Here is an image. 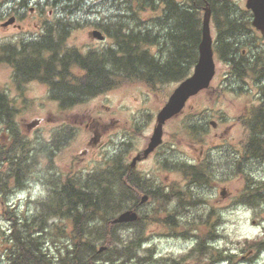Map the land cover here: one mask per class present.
<instances>
[{"label": "rangeland", "instance_id": "374dc122", "mask_svg": "<svg viewBox=\"0 0 264 264\" xmlns=\"http://www.w3.org/2000/svg\"><path fill=\"white\" fill-rule=\"evenodd\" d=\"M113 1L79 0L81 4L71 9L73 17H77L84 25L70 29L65 37V44L82 51L85 48L96 50L112 44L109 36L97 39L90 34L96 28L102 30L101 27L85 23L88 20L96 21L95 17L112 18L114 12L123 7L122 0ZM230 1L238 12L246 9V0ZM114 3L117 7L113 6ZM205 6L209 7L207 2L200 12L201 25ZM3 7L6 5L3 4ZM231 11L235 12L234 8L231 7ZM153 13L155 12L148 9L141 13V18L149 20ZM3 14L1 4L0 19ZM22 17L20 29H5L0 26V48L14 43V40L31 38L41 32L32 24L40 21L39 12L29 15L24 11ZM120 17L124 15L121 14ZM219 20L221 21L220 18ZM218 24L212 12L209 32L213 42L217 37ZM249 26L248 32L236 31L232 34L230 42L235 43L236 40L244 47L264 45L263 36L252 27L251 21ZM49 52L47 50L45 55ZM242 53L251 55L249 49H242ZM1 54L2 48L0 56ZM213 57L215 73L209 86L189 96L181 111L163 123L162 142L145 159L136 161L133 167L130 166L131 159L147 146L156 124L157 113L178 84L176 81L151 85L140 80H124L118 85L96 91L85 99L63 106L54 97L57 90H49L50 86L43 80L41 71L20 79L16 77L17 67L14 62L0 58V91L5 92L8 100L15 106L18 131L30 139L42 140V145L52 141L47 147L52 146L51 154H40L39 168L43 169L42 174H47L46 167L52 169L59 180H65L70 175L94 173L110 164L109 158L117 154L130 169L143 178L140 180L151 183L144 191L140 190L137 196L140 202L135 209L137 218L125 223L114 222L126 224L120 228L123 232L128 231L129 237L132 232H138L141 244L150 243L152 251L149 256L144 250L147 246H133L134 253L142 259L143 264H264V249L257 251L251 245L264 237V209L256 210L241 198L246 176H264V166L250 159L245 146L250 131L248 119L260 104L259 90L260 85H264V79L254 76L255 69L250 71L253 72L252 75L236 78L231 72L232 66L219 60L214 48ZM78 72H81V68L74 65L67 73L80 75ZM191 119L197 124V130L192 133L187 127V121ZM5 129L7 135L3 132ZM11 145L10 129L3 117L0 122V148L7 149ZM187 160L193 163L196 161L193 172H203L205 176L204 180L197 181V205L195 186L193 182H189V170H185L183 165ZM41 183L42 176L32 177L23 188L13 191L6 202H0V213L13 212L20 218L26 212L30 217L34 211L32 200L45 193L46 186ZM165 186L170 188L167 200L158 199L156 195L151 197L153 189H163ZM168 187L163 189L164 193L168 192ZM191 188L190 198L186 191ZM144 195L146 198L141 201ZM155 198L159 201L156 202ZM208 209L219 216V224H216L219 228L212 240L208 238L211 231L203 225L204 212ZM178 214L182 216V221L177 219ZM169 215L173 216V222L169 220ZM56 220H53L56 225H65L67 231H70L67 222ZM170 223H174L171 224L173 226L169 227ZM10 224L11 220L0 216V248L7 244ZM178 224L180 226L175 227ZM51 234L49 232L48 235ZM195 235L203 236L205 243L207 241L218 247L221 256L210 250L207 254L205 250L197 255ZM55 242L59 243L54 236L53 241L49 240L45 244L51 245L53 250ZM117 247L121 246L117 244ZM110 249L106 250L104 245H100L97 251L102 257L113 250L112 246ZM223 254H230L232 257L227 261L222 258ZM213 255L215 257L210 258ZM0 260H3L2 264H8L1 251Z\"/></svg>", "mask_w": 264, "mask_h": 264}, {"label": "trees", "instance_id": "16d2710c", "mask_svg": "<svg viewBox=\"0 0 264 264\" xmlns=\"http://www.w3.org/2000/svg\"><path fill=\"white\" fill-rule=\"evenodd\" d=\"M58 1L65 12L81 4L79 0ZM206 2L219 23L216 25L219 27L217 37L213 42L219 60L232 66L231 72L236 78L255 72L254 76L264 79V45L244 47L236 40L235 43L230 42L231 35L236 31L248 32L251 17L247 9L238 12L230 0H122V9L114 12L112 18L95 17L96 21L88 20L85 23L101 27L104 34L112 38V44L84 53L72 46L68 47L65 37L69 30L84 25L74 17L72 22L58 19L56 28L41 30L37 36L14 40V43L2 46L0 58L14 62L17 67L16 77L20 79L41 71L43 80L50 86L49 90H57L54 97L63 106L124 80H140L151 85L164 81L178 82L186 77L197 59L201 38L200 12ZM113 6L117 7L116 3ZM231 7L235 12L231 11ZM148 9L155 13L149 20H144L141 13ZM121 14L124 17H120ZM242 49H249L251 55L242 53ZM47 50L50 52L45 55ZM71 65L79 66L82 74L67 73ZM253 69L255 71L250 72ZM259 94L260 104L248 119L250 131L245 146L250 159L264 166V85H260ZM14 107L6 93L0 91V122L5 117L12 142L7 149L0 148V202H6L13 191L23 188L32 177L42 176L41 184L46 187L44 195L32 200L34 211L30 217L25 210L20 218L13 212L0 213L3 219L11 220L6 236L7 244L0 248L7 263L143 264L142 259L133 251V246L141 244V236H137L138 232H132L133 237H129L128 231L123 232L120 228L126 224L113 223L112 219L124 209H137L138 193L151 183L140 180L137 172L130 169L117 154L109 158L110 164L94 173L70 175L65 180H59L53 170L46 167L47 174H42L43 169L39 168L40 154H51L52 146L47 147L52 141L42 145V140L23 136L16 126ZM187 123L190 133L197 130L193 119ZM187 161L183 165L185 170H189V182L194 184L195 163ZM204 179L203 172L197 173V181ZM163 189L156 187L151 197L156 195L158 199L167 200L170 188L167 193ZM242 192L241 198L244 201L254 209L263 211V175L246 176ZM191 194L192 188L186 191L190 198ZM157 198L156 202L159 201ZM204 216L202 224L211 231L208 238L212 240L219 228L216 225L219 224V216L209 209L204 212ZM54 219L67 222L70 231H67L65 225H56ZM171 224L174 223H170L169 227L173 226ZM175 227H179V224ZM49 232L52 234L48 235ZM54 236L59 243L55 242L51 250L52 246L45 243L53 241ZM117 244L121 247H117ZM100 245H104L106 250H111L112 246L113 250L101 257L97 251ZM251 245L257 251L264 249V237ZM208 249L221 256L218 247L207 241L205 243L203 236H197V255L205 250L207 254ZM144 250L149 256L152 248ZM231 257L230 254L222 256L227 261ZM2 262L0 260V264Z\"/></svg>", "mask_w": 264, "mask_h": 264}, {"label": "water", "instance_id": "95a60500", "mask_svg": "<svg viewBox=\"0 0 264 264\" xmlns=\"http://www.w3.org/2000/svg\"><path fill=\"white\" fill-rule=\"evenodd\" d=\"M245 6L252 12L251 24L264 36V0H246ZM210 8L204 7L202 18V36L198 44V57L193 66L192 72L184 77L173 89L168 99L158 111L156 124L150 136L147 146L131 159L130 166L133 167L137 160L145 158L162 142V125L171 116L179 113L185 100L209 86L215 73V62L213 57L212 38L209 32ZM90 34L98 39L103 38L99 30H92ZM212 125L214 123L212 122ZM146 198L144 195L141 199ZM137 218V212L132 209L121 211L112 219L113 222L133 221Z\"/></svg>", "mask_w": 264, "mask_h": 264}, {"label": "flooded vegetation", "instance_id": "af4514ba", "mask_svg": "<svg viewBox=\"0 0 264 264\" xmlns=\"http://www.w3.org/2000/svg\"><path fill=\"white\" fill-rule=\"evenodd\" d=\"M1 4H2L4 14L2 15L0 19V26L4 27L5 29L9 27H13V28L16 27L20 29L22 27L21 22L23 19V17L21 18V15H23L24 11H25V14H29V15H32L36 12H39L41 14V18L38 23L32 22V24H35V28H38L40 30L56 28L58 19H66V20H69L70 22H72L74 19L72 9L69 8L71 10L65 12L58 0H0V5ZM3 4H5L6 7H3ZM75 49H77L80 53H84L88 50H95L93 48H89V49L85 48L82 51L78 47H76ZM72 66L74 65H71V67ZM82 72L83 71L81 69V72H78V74H82ZM258 102H260V97L258 99ZM3 132L5 135H7V129L3 130ZM194 163H197V162L194 161ZM194 186L196 190L195 204L197 205V171L195 173ZM169 219L173 220V216L169 215ZM177 219L181 220L182 216L178 214ZM195 230L197 231V225L195 226ZM194 246H196V244Z\"/></svg>", "mask_w": 264, "mask_h": 264}, {"label": "bare ground", "instance_id": "6f19581e", "mask_svg": "<svg viewBox=\"0 0 264 264\" xmlns=\"http://www.w3.org/2000/svg\"><path fill=\"white\" fill-rule=\"evenodd\" d=\"M139 194V193H138ZM114 246V245H113ZM210 248H211V246H210ZM209 250V249H208ZM208 252V251H207ZM199 255V254H198Z\"/></svg>", "mask_w": 264, "mask_h": 264}]
</instances>
